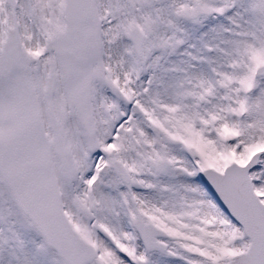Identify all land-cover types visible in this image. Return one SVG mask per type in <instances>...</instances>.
I'll return each mask as SVG.
<instances>
[{
	"label": "snow or ice",
	"instance_id": "snow-or-ice-1",
	"mask_svg": "<svg viewBox=\"0 0 264 264\" xmlns=\"http://www.w3.org/2000/svg\"><path fill=\"white\" fill-rule=\"evenodd\" d=\"M0 264H264V0H0Z\"/></svg>",
	"mask_w": 264,
	"mask_h": 264
}]
</instances>
